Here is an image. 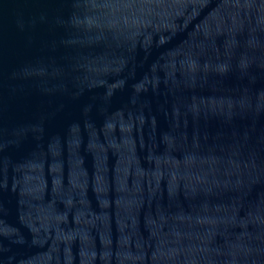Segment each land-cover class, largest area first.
<instances>
[{"label": "water", "instance_id": "95a60500", "mask_svg": "<svg viewBox=\"0 0 264 264\" xmlns=\"http://www.w3.org/2000/svg\"><path fill=\"white\" fill-rule=\"evenodd\" d=\"M0 264H264V0H0Z\"/></svg>", "mask_w": 264, "mask_h": 264}]
</instances>
